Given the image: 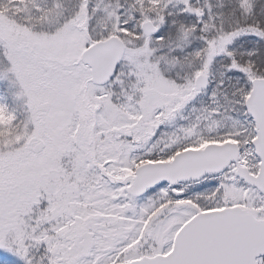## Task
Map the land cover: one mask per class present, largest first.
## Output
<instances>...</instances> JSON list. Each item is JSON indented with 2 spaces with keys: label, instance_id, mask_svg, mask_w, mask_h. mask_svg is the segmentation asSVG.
<instances>
[{
  "label": "snow or ice",
  "instance_id": "1",
  "mask_svg": "<svg viewBox=\"0 0 264 264\" xmlns=\"http://www.w3.org/2000/svg\"><path fill=\"white\" fill-rule=\"evenodd\" d=\"M0 264H264V0H0Z\"/></svg>",
  "mask_w": 264,
  "mask_h": 264
}]
</instances>
